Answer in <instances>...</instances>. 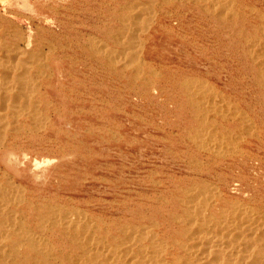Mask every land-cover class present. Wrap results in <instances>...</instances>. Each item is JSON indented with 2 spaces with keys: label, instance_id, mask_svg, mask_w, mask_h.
I'll return each instance as SVG.
<instances>
[{
  "label": "rangeland",
  "instance_id": "1",
  "mask_svg": "<svg viewBox=\"0 0 264 264\" xmlns=\"http://www.w3.org/2000/svg\"><path fill=\"white\" fill-rule=\"evenodd\" d=\"M220 1L0 0V37L21 48L26 46L25 50L31 51L29 53L33 56L31 60L44 57L48 65L39 69L42 76L37 88L41 89L38 90L41 91L42 100L37 107L36 103H31L28 105L30 109L25 108L28 115L21 118L20 129L23 128L13 131L8 140L3 141L8 145L3 147L0 158V185L4 186L1 187L4 195H0V210L3 208L0 211V229L5 224L0 231L1 264H51L48 261L52 264H97L104 255L96 259L93 257L95 241L99 240L97 245L108 242L106 246L110 247L119 243L124 248L127 244L126 229L132 230V236H143L142 232L146 229L161 231L159 240L168 244L171 235L185 227V223L179 222L176 216H185L183 198L188 197L190 191L195 192V200L206 198L209 189L216 192V185L224 195L227 194L230 208L235 202L236 207L248 205L254 210L263 211L264 84L260 75L264 73V0ZM210 5H213V9ZM207 7L211 12L207 11ZM233 7L240 15L234 12ZM121 39L126 47L120 44ZM40 50L41 53L38 52ZM103 52H107L106 56ZM109 57L112 62L115 60L114 64ZM118 60L120 65L116 63ZM152 69L157 73L154 70L151 72ZM136 71L141 73L137 74ZM193 80L203 84V87L200 89ZM188 81L195 84L189 86ZM193 85H198V92ZM196 100L199 105L194 102ZM211 130L214 132L211 133ZM190 134H196L199 142L189 137ZM212 134L223 138L220 140ZM239 137L241 140H238ZM217 139L222 144H218ZM199 158L203 161L200 162ZM186 188L191 189L184 191ZM16 195L26 199L18 198L19 201ZM3 201L5 204H2ZM10 208L15 210L11 211ZM15 211L19 212L16 214ZM53 211L57 213V216L53 215L57 217L55 223L50 218L51 214H56ZM67 211L72 214L69 215ZM1 213H8L5 214L7 219L3 220ZM10 215L20 218L16 224H11ZM19 220L27 227L24 228ZM72 220L77 221L73 223ZM68 221L73 224L65 228ZM135 225L136 229L133 228ZM140 227L143 230L138 231ZM12 229H19V232L25 230L24 234L31 230L35 235H29L32 238L26 240L13 233ZM40 237L45 242L41 240L38 243L42 239ZM101 239L107 241L104 243ZM81 243H84L83 246ZM39 245L44 249H40ZM49 245L52 246L50 250L56 253L49 248L47 250ZM1 250H4L3 255ZM83 250L87 255L83 254ZM123 251H126V247ZM180 252L184 254L185 250L182 248Z\"/></svg>",
  "mask_w": 264,
  "mask_h": 264
},
{
  "label": "bare ground",
  "instance_id": "2",
  "mask_svg": "<svg viewBox=\"0 0 264 264\" xmlns=\"http://www.w3.org/2000/svg\"><path fill=\"white\" fill-rule=\"evenodd\" d=\"M98 1V0H97ZM194 1V0H193ZM211 1V0H210ZM230 1H232V0H230ZM235 1V0H234ZM233 1V2H234ZM107 2V1H106ZM134 2V1H133ZM133 2L131 3V4H133ZM136 2V1H135ZM146 2V1H145ZM220 2H225V1H220ZM238 2V1H237ZM61 3V2H60ZM130 3V2H129ZM129 3H127L128 5H129ZM206 3V2H205ZM204 3V4H205ZM214 3V2H213ZM212 3V4H213ZM219 3V2H218ZM228 3V2H227ZM230 3V2H229ZM228 3V4H229ZM239 3V2H238ZM49 4V3H48ZM126 4V3H125ZM225 3H223V5H224ZM234 4V3H233ZM236 4V3H235ZM136 5H138V4H136ZM203 5V4H202ZM201 5V6H202ZM206 5V4H205ZM214 5V4H213ZM213 5H210L211 7H212V9H213ZM216 5V4H215ZM214 5V6H215ZM230 5V4H229ZM229 5H226V6H229ZM237 5V4H236ZM121 6H123V4L121 5ZM132 6V5H131ZM217 6V5H216ZM127 7V6H126ZM203 7V6H202ZM221 7V6H220ZM229 7H231V6H229ZM229 7H227V8H229ZM252 7V6H251ZM66 8V7H65ZM121 8V7H120ZM123 8H125V7H123ZM206 7L204 6V9H205ZM208 8V7H207ZM215 8H217V7H215ZM219 8V7H218ZM225 8V7H224ZM226 8V9H227ZM232 8V7H231ZM231 8H230V10H231ZM234 8V7H233ZM127 9V8H126ZM130 9V8H129ZM209 9V8H208ZM207 9V11H209V12H211V9H209L208 10ZM222 9H223V6H222ZM222 9L220 10L219 9V11L221 12L222 11ZM76 10V9H75ZM85 10V9H84ZM116 10H118V9H116ZM133 10V9H132ZM229 10V11H230ZM234 10H235V8H234ZM251 10V9H250ZM13 11V10H12ZM128 11H131V10H128ZM197 11H199V10H197ZM228 11V10H227ZM227 11H226V13H227ZM238 11V10H237ZM62 12V11H61ZM201 12V11H200ZM215 12V11H214ZM216 12H217V10H216ZM225 12V11H224ZM236 14H237V12H236V10L234 11ZM232 13V14H235V13ZM254 12H255V9H254ZM115 13V12H114ZM129 13V12H128ZM131 13V12H130ZM134 13V12H133ZM244 13V12H243ZM248 13V12H247ZM23 14V13H22ZM224 14V13H223ZM222 13H221V15H223ZM228 15H230L229 13H227ZM226 14V15H227ZM231 14V16H233ZM21 15V14H20ZM129 15V14H128ZM208 15V14H207ZM215 15V14H214ZM219 15V14H218ZM220 15V16H221ZM237 15H240V14H237ZM262 15H263V13H262ZM27 16V15H26ZM124 16V15H123ZM122 16V17H123ZM155 16V15H154ZM253 16H254V14H253ZM30 17V16H29ZM28 17V18H29ZM129 17V16H128ZM137 17V16H136ZM223 17V16H222ZM230 17V16H229ZM239 17V16H238ZM32 18V17H31ZM60 18V17H59ZM95 18V17H94ZM134 18H135V16H134ZM219 18V17H218ZM234 18V17H233ZM262 18V17H261ZM107 19V18H106ZM122 20H123V18H121ZM120 19V20H121ZM125 19V18H124ZM188 19V18H187ZM228 19V18H227ZM232 19V18H231ZM33 20H34V18H33ZM74 20V19H73ZM141 20V19H140ZM179 20V19H178ZM202 20V19H201ZM246 20V19H245ZM107 21V20H106ZM128 21V20H127ZM131 21V20H130ZM233 21V20H232ZM238 21V20H237ZM12 22V21H11ZM103 22V21H102ZM123 22V21H122ZM126 22V21H125ZM133 22H134V20H133ZM141 22V21H140ZM177 22V21H176ZM208 22V21H207ZM235 22V21H234ZM14 23H15V21H14ZM14 23L12 24V26L14 25ZM127 23V22H126ZM237 23V22H236ZM261 23V22H260ZM30 24V23H29ZM66 24V23H65ZM83 24V23H82ZM123 24H124V22H123ZM129 24V23H128ZM135 24V23H134ZM149 24V23H148ZM193 24V23H192ZM37 25V24H36ZM95 25V24H94ZM117 25H118V23H117ZM188 25V24H187ZM86 26V25H85ZM163 26V25H162ZM3 27H4V25H3ZM16 27V26H15ZM21 27V26H20ZM40 27V26H39ZM120 27H122V26H120ZM123 27H124V25H123ZM134 27V26H133ZM226 27V26H225ZM256 27H257V25H256ZM1 28V27H0ZM10 28V27H9ZM19 28V27H18ZM58 28H59V26H58ZM139 28V27H138ZM239 28H240V26H239ZM263 28H264V24H263ZM6 29V28H5ZM16 29V28H15ZM125 29V28H124ZM248 29V28H247ZM262 29V28H261ZM10 30V29H9ZM21 30V29H20ZM38 30V29H37ZM77 30V29H76ZM258 30V29H257ZM6 31H7V29H6ZM110 31V30H109ZM117 31H119L118 29H117ZM262 31H263V29H262ZM19 32V31H18ZM33 32V31H32ZM39 32V31H38ZM47 32H48V30H47ZM121 32V31H120ZM122 32H123V30H122ZM132 32H133V29H132ZM230 32V31H229ZM244 32V31H243ZM11 33H14V32H11ZM16 34H17V32H15ZM49 33V32H48ZM119 33V32H118ZM117 33V34H118ZM128 33V32H127ZM135 33V32H134ZM230 33H232V32H230ZM8 34H9V32H8ZM19 34V33H18ZM17 34V35H18ZM91 34V33H90ZM116 34V35H117ZM121 34V33H120ZM20 35H23V33L22 34H20ZM52 35V34H51ZM96 35V34H95ZM115 35V36H116ZM129 36H130V34H128ZM184 35V34H183ZM211 35V34H210ZM9 36H10V34H9ZM11 36H13V34L11 35ZM15 36V35H14ZM13 36V37H14ZM24 36H25V34H24ZM90 36V35H89ZM135 36V35H134ZM21 37V36H20ZM26 37V36H25ZM132 37V36H131ZM138 37V36H137ZM243 37V36H242ZM260 36H258L257 38H259ZM24 38V37H23ZM28 38V37H27ZM56 38V37H55ZM88 38V37H87ZM90 38V37H89ZM88 38V39H89ZM108 38H110V37H108ZM123 38V37H122ZM124 38H125V36H124ZM221 38V37H220ZM246 38H248L247 36H246ZM245 38V39H246ZM256 38V39H257ZM16 39H18V38H16ZM32 39V38H31ZM30 39V40H31ZM38 39V38H37ZM49 39V38H48ZM67 39H68V37H67ZM91 39V38H90ZM93 39V38H92ZM91 39V40H92ZM111 39V38H110ZM118 39V38H117ZM120 39V38H119ZM128 39V38H127ZM130 39V38H129ZM249 39V38H248ZM256 39H255V43H256ZM12 40V39H11ZM24 40V39H23ZM22 40V41H23ZM47 40V39H46ZM62 40V39H61ZM105 40V39H104ZM250 40V39H249ZM17 40H15V42H16ZM50 41V40H49ZM53 41V40H52ZM51 41V42H52ZM80 41V40H79ZM84 41V40H83ZM98 41V40H97ZM113 41V40H112ZM121 41V45H122V39L120 40ZM131 41H132V38H131ZM198 41V40H197ZM251 41H253V39H251ZM259 41V40H258ZM25 42V41H24ZM95 42V41H94ZM93 42V43H94ZM100 42V41H99ZM17 43V42H16ZM19 43V42H18ZM79 43V42H78ZM90 43V42H89ZM130 43V42H129ZM128 43V45H130ZM247 43V42H246ZM251 43V42H250ZM258 43L259 42H257V44L256 45H258ZM261 43V42H260ZM125 44V43H124ZM124 44L122 45L123 47H126V46H124ZM254 44V43H253ZM28 45H30V41H28ZM98 45V44H97ZM127 45V44H126ZM252 45V44H251ZM260 45V44H259ZM41 46V45H40ZM80 46V45H79ZM82 46V45H81ZM90 46V45H89ZM88 46V47H89ZM100 46V45H99ZM131 46V45H130ZM206 46V45H205ZM254 46V45H253ZM26 47V46H25ZM21 48L19 45H17V44H14V43H11V42H9L6 38H2V37H0V158H1V151H2V149H3V147L4 146H7L8 145V143H3V141L5 140V139H7V138H9L10 137V135H12L13 134V131H17V130H19L20 129V126H21V118L22 117H25V115L27 114V112L25 111V108H29L28 107V105H30L31 103H36V107H37V103L38 102H40L41 100H42V97H41V95H40V88H37V85L39 84V79L41 78L40 76H42L41 74H39L40 72L39 71H41V70H39V69H41L42 68V66H45L46 65V62H44V61H47V60H45V58L43 57V58H41V59H36V61H34V60H31L30 58H33V56L29 53V52H31V51H29V52H27L25 49H27V48ZM207 47V46H206ZM251 47V46H250ZM256 47V46H255ZM33 48V47H32ZM43 48V47H42ZM54 48V47H53ZM59 48H61V47H59ZM81 48V47H80ZM90 48V47H89ZM100 48V47H99ZM254 48V47H253ZM259 47H257V49H258ZM38 49V48H37ZM250 49V48H249ZM29 50V49H28ZM88 50V49H87ZM93 50V49H92ZM95 50V49H94ZM98 50V49H97ZM133 50V49H132ZM259 50L261 51V49L259 48ZM263 50V49H262ZM34 51V50H33ZM32 51V52H33ZM43 51V50H42ZM103 51V50H102ZM257 51V50H256ZM38 52H40L41 53V50L40 51H38ZM49 52H51V51H49ZM99 52V51H98ZM113 52V51H112ZM136 52V51H135ZM252 52V51H251ZM34 53V52H33ZM32 53V54H33ZM35 53H36V51H35ZM47 53H48V51L45 53V55H47ZM104 53V52H103ZM105 53H107V52H105ZM104 53V54H105ZM258 53L259 54H261L259 51H258ZM101 54H102V52H101ZM103 54V55H104ZM203 54V53H202ZM217 54V53H216ZM252 54V53H251ZM250 54V55H251ZM254 54V53H253ZM102 55V56H103ZM262 55V54H261ZM261 55H260V57H261ZM35 56H37V54L35 55ZM39 56V55H38ZM37 56V57H38ZM95 56H96V54H95ZM98 56V55H97ZM96 56V57H97ZM105 56H106V54H105ZM108 56V55H107ZM90 57V56H89ZM129 57V56H128ZM133 57V56H132ZM229 57H230V55H229ZM94 58V57H93ZM110 58V57H109ZM256 58V57H255ZM263 58H264V55H263ZM53 59V58H52ZM130 59V58H129ZM29 60H31V61H29ZM87 60V59H86ZM110 61L112 60V58H110L109 59ZM141 60V59H140ZM257 59H255V61H256ZM260 60V59H259ZM84 61V60H83ZM82 61V62H83ZM87 61H89V60H87ZM113 61V60H112ZM111 61V62H112ZM146 61V60H145ZM261 61V60H260ZM102 62V61H101ZM114 62H115V60H114ZM114 62H112L113 64H114ZM119 63L120 61L118 60V61H116V63ZM220 62V61H219ZM49 62H47V64H48ZM97 63V62H96ZM124 63V62H123ZM261 63H263V61L261 62ZM76 64V63H75ZM89 64V63H88ZM99 64V63H98ZM106 64V63H105ZM126 64V63H125ZM124 64V65H125ZM146 64V63H145ZM257 64H259V63H257ZM92 65V64H91ZM101 65V64H100ZM119 65H120V63H119ZM124 65H123V67H124ZM127 65V64H126ZM38 66V67H37ZM47 67H48V65H46ZM50 66V65H49ZM112 66V65H111ZM140 66V65H139ZM36 67H37V69H36ZM46 67V68H47ZM115 67V66H114ZM113 67V68H114ZM116 67H117V64H116ZM115 67V68H116ZM126 67V66H125ZM129 67V66H128ZM127 67V68H128ZM135 68L134 69H136V67H137V65H135L134 66ZM141 67V66H140ZM96 68H98V66L96 67ZM107 68V67H106ZM143 68V67H142ZM141 68V69H142ZM262 68H263V66H262ZM101 69H102V67H101ZM117 69V68H116ZM129 69V68H128ZM156 69V68H155ZM105 70V69H104ZM124 70V69H123ZM138 70H140V69H138ZM153 70L154 69H152V71L151 72H153ZM222 70V69H221ZM38 71V72H37ZM45 71V70H44ZM111 71V70H110ZM109 71V72H110ZM114 72H115V70H113ZM142 71V70H141ZM155 71V70H154ZM157 71V70H156ZM155 71V73H157ZM234 71V70H233ZM260 74H261V68H260ZM263 71V70H262ZM159 72H161L160 70H159ZM158 72V73H159ZM264 72V71H263ZM41 73H42V71H41ZM103 73V72H102ZM136 73H137V71H136ZM138 73H141V72H139L138 71ZM137 73V74H138ZM143 73V72H142ZM145 74V73H144ZM253 74V73H252ZM96 75V74H95ZM98 75V74H97ZM264 73L262 74V75H260L261 76V80H262V85L264 84ZM72 76V75H71ZM78 76V75H77ZM141 76V75H140ZM187 76V75H186ZM254 76V75H253ZM40 77V78H39ZM81 77V76H80ZM113 77V76H112ZM118 77V76H117ZM226 77V76H225ZM139 78V77H138ZM149 78V77H148ZM196 78V77H195ZM116 79V78H115ZM114 78H113V80H115ZM140 79V78H139ZM89 80V79H88ZM103 80V79H102ZM137 80V79H136ZM149 80V79H148ZM156 81V80H155ZM193 81H196V80H193ZM255 81V80H254ZM95 82V81H94ZM118 82V81H117ZM189 82V81H188ZM191 82V81H190ZM189 82V86H190V84H193L192 82L190 83ZM257 82V81H256ZM261 82V81H260ZM124 83V82H123ZM153 83V82H152ZM204 83V82H203ZM100 85H101V83H99ZM154 84V83H153ZM157 84V83H156ZM155 84V85H156ZM195 84V83H194ZM196 84H198L199 86H200V89L203 87L200 83H198V81H196ZM67 85V84H66ZM198 85L196 86V85H193V86H195V88H196V91L198 92L199 91V89L197 90V87H198ZM251 85V84H250ZM61 86V85H60ZM103 86V85H102ZM110 86V85H109ZM202 86V87H201ZM264 86V85H263ZM107 87V86H106ZM112 87V86H111ZM190 88V87H189ZM188 88V89H189ZM207 88V87H206ZM209 88V87H208ZM253 88V87H252ZM38 89H40V90H38ZM72 89V88H71ZM78 89V88H77ZM125 89V88H124ZM139 89V88H138ZM187 89V88H186ZM191 89V88H190ZM82 90V89H81ZM112 90V89H111ZM126 90H127V88H126ZM131 90H133V89H131ZM192 91L191 92H194L193 91V89H191ZM104 91V90H103ZM121 92V91H120ZM196 92V93H197ZM201 92V91H200ZM115 94V93H114ZM194 94V93H193ZM223 94V93H222ZM252 94V93H251ZM107 95H108V93H107ZM187 95V94H186ZM189 95V94H188ZM196 95V94H195ZM216 95H217V93H216ZM146 96V95H145ZM155 97V96H154ZM216 97V96H215ZM192 98V97H191ZM193 98H194V96H193ZM199 98V97H198ZM197 97H196V99H198ZM189 99V98H188ZM113 100V99H112ZM195 100V99H194ZM111 101V100H110ZM191 101V100H190ZM52 102V101H51ZM121 102V101H120ZM195 103H198L197 105H199V102L196 100V101H194ZM212 103V102H211ZM41 104V103H40ZM109 104V103H108ZM194 104V103H193ZM249 104V103H248ZM34 105V104H33ZM32 105V106H33ZM110 105V104H109ZM124 105V104H123ZM32 106H30V107H32ZM34 107V106H33ZM36 107H34V108H36ZM113 107V106H112ZM195 107H196V105H195ZM199 107V106H198ZM219 108V107H218ZM255 108V107H254ZM258 108V107H257ZM30 109V108H29ZM109 109V108H108ZM206 109V108H205ZM212 109V108H211ZM242 109V108H241ZM35 110V109H34ZM107 110V109H106ZM197 110H199V108L197 109ZM220 110V109H219ZM230 110V109H229ZM236 110V109H235ZM243 110V109H242ZM215 111V110H214ZM232 111V110H231ZM237 111V110H236ZM234 112V113H238L239 111H240V109L238 110V112ZM26 112V113H25ZM28 112H30V110H28ZM33 113H32V115L34 114V111H32ZM35 113H37L36 111H35ZM216 113V112H215ZM218 113V112H217ZM216 113V114H217ZM221 113V112H220ZM223 113V112H222ZM233 113V111L231 112V114ZM31 114V113H30ZM102 114V113H101ZM200 114V113H199ZM216 114H214L215 116H216ZM243 114V113H242ZM259 114V113H258ZM28 115V114H27ZM103 115V114H102ZM222 115H224V114H222ZM221 115V116H222ZM235 115V114H234ZM245 115V114H244ZM236 116V115H235ZM249 116V115H248ZM260 116V115H259ZM40 117V116H39ZM225 117H226V115H225ZM234 117V116H233ZM246 118H247V115L245 116ZM209 118V117H208ZM22 119H24V118H22ZM41 119V118H40ZM43 119V118H42ZM216 119V118H215ZM225 119H227V118H225ZM233 119V118H232ZM231 119V120H232ZM248 119V118H247ZM35 120V119H34ZM109 121V120H108ZM248 121V120H247ZM254 121V120H253ZM32 122H34V121H32ZM244 122V121H243ZM256 122V121H255ZM255 122H254V126H255ZM216 123V122H215ZM259 123V122H258ZM247 124V123H246ZM245 124V125H246ZM26 126V125H25ZM203 126V125H202ZM248 126V124L246 125V127ZM249 126L251 127V125L249 124ZM226 127V126H225ZM229 128H231L230 126H228ZM23 128V127H22ZM21 128V129H22ZM248 129H249V127H247ZM246 128V129H247ZM252 128V127H251ZM254 128V127H253ZM252 128V129H253ZM20 129V130H21ZM239 129H241V128H239ZM29 130V129H28ZM238 130V129H237ZM251 130V129H250ZM254 130V129H253ZM252 130V131H253ZM189 131V130H188ZM196 131H197V129H196ZM203 130H200V132H202ZM204 131H205V129H204ZM203 131V132H204ZM230 131V130H229ZM241 131H242V129H241ZM190 132V131H189ZM208 132V131H207ZM214 132V131H213ZM212 132V130H211V133H213ZM233 132V131H232ZM238 132V131H237ZM236 132V133H237ZM248 132H249V130H248ZM251 132V131H250ZM249 132V133H250ZM12 133V134H11ZM191 133V132H190ZM199 132H197L196 134H198ZM209 133H210V131H209ZM210 133V134H211ZM229 133H231V131L229 132ZM253 133V132H252ZM196 134H195V136H193V135H191L190 134V136L189 137H196ZM201 135H204L203 133H200ZM205 134L207 135V133L205 132ZM221 134V133H220ZM240 134V133H239ZM251 134V133H250ZM209 135V134H208ZM212 135H214V134H212ZM211 135V136H212ZM217 135V134H216ZM216 135H214V136H216ZM227 135H229V134H227ZM233 135V134H232ZM252 135V134H251ZM18 137H19V135H17ZM200 136V135H199ZM205 136V135H204ZM204 136H203V138H204ZM213 136V138H216V137H214ZM220 136V135H219ZM230 136V135H229ZM253 136V135H252ZM207 137V136H206ZM221 137L222 136H220V138L219 137H217V138H219L220 140H221ZM225 137H227V136H225ZM234 137V136H233ZM200 138V137H199ZM202 138V137H201ZM203 138L201 139V140H203ZM209 138V137H208ZM212 137H211V139H213ZM223 138V137H222ZM230 138V137H229ZM231 138H232V136H231ZM230 138V139H231ZM198 139V138H197ZM205 139L206 138H204V141H205ZM225 139V138H224ZM261 139V138H260ZM8 140V139H7ZM194 140V139H193ZM199 140L200 139H198V140H196V138H195V142L196 141H198L199 142ZM216 140V139H215ZM218 140V139H217ZM220 140H218V144L219 143H221L222 144V142H219ZM227 140V139H226ZM237 140V139H236ZM238 140H241L240 139V137H239V139ZM211 141V140H210ZM212 141H214V140H212ZM222 141H223V139H222ZM231 141H233V139L231 140ZM245 141V140H244ZM201 142H203V141H201ZM208 142V141H207ZM206 142V143H207ZM226 142V141H225ZM14 143V142H13ZM212 143H214V142H212ZM224 143V142H223ZM231 143H233V142H231ZM239 143V142H238ZM17 144V143H16ZM217 143H216V145H218ZM226 144H228V143H226ZM229 144H230V142H229ZM202 145V144H201ZM211 145H213V144H211ZM215 145V144H214ZM230 145H232V144H230ZM239 145V144H238ZM196 146H200V145H197L196 144ZM203 146H204V144H203ZM209 146V145H208ZM219 146V145H218ZM232 146H234V145H232ZM236 146H237V143H236ZM213 147V146H212ZM226 147H227V145H226ZM262 147V146H261ZM201 148H202V146H201ZM204 148H205V146H204ZM215 148L216 149H218V147H216L215 146ZM219 148H221V147H219ZM230 148V147H229ZM229 148H228V150H229ZM237 148H239L238 146H237ZM221 149H223V147L221 148ZM221 149H219V150H221ZM234 149V148H233ZM206 150V149H205ZM207 150H209V147L207 148ZM206 150V151H207ZM210 150H211V147H210ZM231 151V150H230ZM225 152V151H224ZM226 152H228V151H226ZM233 153V152H232ZM235 153V152H234ZM222 154V153H221ZM226 154V153H225ZM228 154H229V152H228ZM237 154V153H236ZM242 154V153H241ZM259 158V157H258ZM186 159V158H185ZM210 159V158H209ZM197 160V159H196ZM198 160H200V158L198 159ZM197 160V161H198ZM227 160V159H226ZM246 160V159H245ZM197 161H196V163H197ZM201 161H203V159L202 160H200V162ZM244 162V161H243ZM246 162V161H245ZM1 163H2V161H0V169H1ZM208 163V162H207ZM193 164H195V163H193ZM200 164H202V163H200ZM199 164V165H200ZM218 164V163H217ZM253 164V163H252ZM240 167V166H239ZM202 169V168H201ZM4 171V170H3ZM6 171V170H5ZM234 171V170H233ZM5 173V172H4ZM9 174V173H8ZM186 174V173H185ZM212 174V173H211ZM4 176V175H3ZM10 176V175H9ZM233 176V175H232ZM176 178V177H175ZM8 179V178H7ZM210 179V178H209ZM10 180V179H9ZM156 180V179H155ZM207 180V179H206ZM1 181V180H0ZM5 181V180H4ZM208 181V180H207ZM220 181V180H219ZM225 181H227V180H225ZM252 181V180H251ZM9 183H10V181H8ZM12 182V181H11ZM247 182H249V181H247ZM1 184H2V182H0ZM14 183V182H13ZM198 183V182H197ZM209 183V182H208ZM215 183V182H214ZM250 183V182H249ZM12 184V183H11ZM225 184V183H224ZM14 185V184H13ZM12 185V186H13ZM61 186V185H60ZM205 186V185H204ZM204 186H203V188H204ZM209 186H213V184L212 185H209ZM208 186V188H210ZM1 187H4V186H1L0 185V195H4V192H3V188H1ZM14 187V186H13ZM18 186H16V188H17ZM20 187V186H19ZM18 187V188H19ZM193 187L194 186H192V189H193ZM205 187H207V186H205ZM216 187V192L213 190V189H209V191L208 192H210V193H208L207 195H205V197L206 198H203V199H198V200H195V192H192V191H190V195L188 196V197H184L183 198V203H184V207H182L183 209H184V211H185V216H179V215H177L176 214V216H177V218H179V222L181 221V222H183V224L185 223V227L184 228H182L181 229V231L178 233H175L174 234V236L173 235H171V240L169 241L170 243H163V242H161V239L159 240V238H160V235L162 234L161 233V231H157V232H155V230H154V232H152L153 230L151 229V228H149V229H151L152 231H147V229H146V231L145 230H143V229H141V227H140V230H138V231H141V230H143L144 232H142V233H144V234H142L143 236H132V234H133V232L132 233H130V231H132L131 229H130V231H128L127 229L126 230H124L125 231V233H126V237H127V239H125V242L127 243L126 244V246H124V248H122V246L119 244V243H117L116 245L117 246H112V247H110V246H106V244H108V242L106 243V244H103V243H101V244H98L97 245V243L96 242H98L99 240L98 239H96V240H98V241H95V239H94V241H95V244H96V246H95V251H94V253H95V256H93L95 259H96V257L97 256H100L101 257V255L103 254L104 256L103 257H101V259L99 260L98 259V263L97 264H264V207H263V211L262 212H260V211H257V210H254V209H252V207L250 208V207H247V206H245V207H239V206H237L236 207V205L234 206V204H235V202H234V204H231L230 206H232L231 208L228 206L229 205V203H230V200H229V198H228V196H227V194L226 195H224V193H223V191L221 190V189H217V185L215 186ZM235 187V186H234ZM15 188V187H14ZM13 188V189H14ZM203 188H202V190H203ZM6 189V188H5ZM5 189H4V191H5ZM9 189H11V188H9ZM191 188H186V189H184V191H188L189 192V190H190ZM201 189V188H200ZM207 189V188H206ZM12 190V189H11ZM195 191H196V188L194 189ZM202 190H200V192H203ZM218 190V191H217ZM21 191V190H20ZM199 191V190H198ZM205 191V190H204ZM13 193L15 192V190H13L12 191ZM17 192V191H16ZM187 192V193H188ZM261 192V191H260ZM6 193V192H5ZM7 193H8V189H7ZM10 193V192H9ZM21 193V192H20ZM197 193V192H196ZM199 193V192H198ZM17 194L18 195H20L19 194V191L17 192ZM198 195V194H197ZM23 196V195H22ZM177 196H179V195H177ZM203 196V195H202ZM1 197H3V196H1ZM6 197V196H5ZM8 197V196H7ZM24 197V196H23ZM165 197V196H164ZM168 197V196H167ZM166 197V198H167ZM247 197H250V195H247ZM252 197V196H251ZM262 197H263V195H262ZM4 198V197H3ZM10 198V197H9ZM14 199H15V197H13ZM16 198L18 199L19 197L16 195ZM22 197H20L19 199H21ZM50 198V197H49ZM200 198V197H199ZM4 199H6V198H4ZM18 199V200H19ZM22 199H26V198H22ZM29 199V198H28ZM27 199V200H28ZM11 200V199H10ZM9 200V201H10ZM16 200V199H15ZM181 200H182V198H181ZM237 200V199H236ZM6 202H7V200H5ZM11 201H13V199L11 200ZM20 201V200H19ZM26 201V200H25ZM240 201V200H239ZM244 201V200H243ZM252 201V200H251ZM17 202V201H16ZM50 202V201H49ZM237 202V201H236ZM1 203V202H0ZM4 203V201L2 202V204ZM24 203V202H23ZM43 203V202H42ZM233 203V202H232ZM5 204V203H4ZM10 204V203H9ZM19 204V203H18ZM17 204V205H18ZM21 204V203H20ZM35 204V203H34ZM44 205H47V203H43ZM49 204V203H48ZM238 204H240L239 202H238ZM242 204V203H241ZM245 204V203H244ZM248 204V203H247ZM9 206V205H8ZM19 206V205H18ZM249 206H251V205H249ZM1 207V206H0ZM5 207V206H4ZM41 208V207H40ZM234 208V209H233ZM1 209V208H0ZM11 209V208H10ZM74 209V208H73ZM14 211L15 209H11V211ZM22 210V209H21ZM56 210V209H55ZM0 211H3V208H2V210H0ZM11 211H10V214H11ZM24 211V210H23ZM50 211V210H49ZM64 211H66V210H64ZM169 211V210H168ZM4 212H7L6 210L4 211ZM19 212V211H18ZM18 212H16L15 211V213L17 214ZM54 212V211H53ZM60 211H58V213H59ZM62 212V211H61ZM68 212V211H67ZM67 212H66V214H67ZM72 212V211H71ZM135 212V211H134ZM9 213V212H8ZM8 213H1V215H4L2 218H3V220H4V218H6L7 219V216L5 215V214H8ZM54 213H56V211L54 212ZM70 213V211L68 212V214ZM139 213V212H138ZM174 213H176L175 211H174ZM63 214H65V213H63ZM62 214V215H63ZM65 214V215H66ZM70 214H72V213H70ZM69 214V215H70ZM179 214V213H178ZM9 215V214H8ZM15 215V214H14ZM26 214H24L23 216H25ZM53 215H56L57 216V213L56 214H51L50 215V218L53 220V219H55V218H57V217H55L54 218V216ZM81 215V214H80ZM51 216H53V218L51 217ZM60 216V215H59ZM72 216V215H71ZM82 216V215H81ZM10 217H11V215H10ZM20 217H22L21 215H20ZM27 216H25V218H26ZM30 216H28V218H29ZM64 217V216H63ZM62 217V218H63ZM69 217V216H68ZM74 217V216H73ZM76 217V216H75ZM83 217V216H82ZM81 217V218H82ZM120 217V216H119ZM175 217V216H174ZM49 218V219H50ZM79 218H80V216H79ZM176 218V219H177ZM18 219H20L18 216H13V217H11V220H12V223L11 224H16L17 223V221H18ZM22 219V218H21ZM41 219H42V217H41ZM66 219V218H65ZM70 219H71V217H70ZM74 219V218H73ZM84 218H82V220H83ZM89 219V218H88ZM22 220H24V219H22ZM22 220H19V223H20V221L22 222ZM51 220V222H56V219H55V221H52ZM62 220V219H61ZM79 220V219H78ZM120 220V219H119ZM178 220V219H177ZM0 221H1V219H0ZM25 221V220H24ZM70 221V220H69ZM68 221V222H69ZM72 221H74L73 223H75V221H77V220H72ZM85 221V220H84ZM89 221V220H88ZM87 221V222H88ZM90 221H91V218H90ZM105 221V220H104ZM107 221V220H106ZM159 221V220H158ZM26 222V221H25ZM49 222V221H48ZM58 223H59V221H57ZM63 222V221H62ZM71 222V221H70ZM67 223L66 222V224H65V226H67V227H65V228H68L69 226H71L73 223ZM92 222H93V220H92ZM97 222V221H96ZM113 222H115V221H113ZM124 222V221H123ZM2 223V222H1ZM23 223V222H22ZM22 223H20V224H22ZM28 223V222H27ZM46 223V222H45ZM50 223V222H49ZM77 223V222H76ZM83 223V222H82ZM81 223V224H82ZM106 223V222H105ZM156 223V222H155ZM40 224V223H39ZM38 224V225H39ZM81 224L79 225V226H81ZM85 224V223H84ZM84 224H83V226H84ZM87 224H89V223H87ZM91 224V223H90ZM97 224V223H96ZM127 224L128 223H126V225L125 226H127ZM158 224V223H157ZM4 225L5 224H2V228H4ZM23 225V224H22ZM25 225V224H24ZM24 225H23V227H24ZM37 225V226H38ZM41 225H42V222H41ZM50 225V224H49ZM56 225V224H55ZM57 225H59V224H57ZM76 225V224H75ZM74 225V226H75ZM86 225V224H85ZM95 225V224H94ZM98 225V224H97ZM96 225V226H97ZM142 225V224H141ZM11 226V225H10ZM45 226V225H44ZM52 226V225H51ZM61 226V225H60ZM105 226V225H104ZM108 226H109V223H108ZM124 226V225H123ZM125 226H124V228H125ZM139 225H137V227H138ZM144 226V225H143ZM142 226V227H143ZM6 227V226H5ZM9 227V226H8ZM8 227H7V229H8ZM12 227H15L16 228V226L15 225H12ZM18 227V226H17ZM26 227H27V225H26ZM26 227H24V228H26ZM73 227V226H72ZM76 227V226H75ZM86 227V226H85ZM83 228V230L84 229H86V228ZM87 227L89 228L90 226H88L87 225ZM98 227H99V225H98ZM153 227V226H152ZM158 227H159V225H158ZM2 228L0 229V231L2 230ZM20 228L22 229V226H20ZM39 228H41L40 226H39ZM51 228V227H50ZM63 228H64V225H63ZM74 228V227H73ZM90 228H92V226L90 227ZM122 228V227H121ZM131 228V227H130ZM133 228H135L136 229V225L133 227ZM146 228V227H145ZM144 228V229H145ZM6 229V228H5ZM60 229V228H59ZM77 229V228H76ZM75 229V230H76ZM81 229V228H80ZM80 229H79V231H80ZM104 229H106V228H104ZM4 230V229H3ZM17 230V229H16ZM15 229H12V232L13 233H16V234H18L19 236H21L22 238H25L26 240H27V238L28 239H31L32 237L31 236H29V235H32L33 236V234L30 232V231H26L25 232V234L26 233H28V232H30L31 234H29L28 233V235H25L24 234V232L23 231H25V230H22L21 232H19L18 230V232L16 231ZM46 230V229H45ZM49 230V229H48ZM78 230V229H77ZM100 230V229H99ZM107 230V229H106ZM122 230V229H121ZM120 230V231H121ZM42 231H44V230H41V232ZM78 231V232H79ZM85 231V230H84ZM86 231H88V229L86 230ZM93 231V230H92ZM133 231H135L134 229H133ZM8 232V231H7ZM23 232V233H22ZM65 232V231H64ZM68 232H71V231H68ZM67 232V233H68ZM75 232V231H74ZM77 232V231H76ZM93 232H96V231H93ZM110 232V231H109ZM112 232V231H111ZM129 232V233H128ZM66 233V234H67ZM81 233V232H80ZM79 233V234H80ZM87 233V232H86ZM164 233V232H163ZM37 234H39V233H37ZM77 234V233H76ZM75 234V235H76ZM79 234H78V236H79ZM90 234V233H89ZM88 234V235H89ZM137 234H138V232H137ZM165 234V233H164ZM1 235V234H0ZM7 235H8V233H7ZM35 235V234H34ZM43 235V234H42ZM41 235V236H42ZM69 235H71V233L69 234ZM73 235V234H72ZM75 235H73V236H75ZM87 235V236H88ZM93 235L94 234H92V237H93ZM99 235V234H98ZM11 236V235H10ZM10 236H9V238H10ZM82 236H83V232H82ZM101 236V235H100ZM102 236H104V235H102ZM107 236V235H106ZM59 237V236H58ZM96 237H97V235H96ZM99 237V236H98ZM105 237V236H104ZM115 237V236H114ZM40 238H42V237H40ZM39 238V239H40ZM75 238H77V237H75ZM75 238H74V240H75ZM79 238H80V236H79ZM8 239V238H7ZM36 239V238H35ZM63 239V238H62ZM72 239V238H71ZM81 239V238H80ZM89 239V238H88ZM91 240L90 241H92V238H90ZM105 239V238H104ZM118 239H119V237H118ZM167 240H168V238H166ZM13 240V239H12ZM15 240V239H14ZM13 240V241H14ZM20 240V239H19ZM18 240V241H19ZM41 240H43V238L42 239H40V240H38V243H39V241H41ZM73 240V239H72ZM71 240V241H72ZM83 240V239H82ZM85 240V239H84ZM117 240V239H116ZM15 241H17V240H15ZM14 241V242H15ZM80 241V240H79ZM86 241V240H85ZM84 241V242H85ZM101 241H102V239H101ZM100 241V242H101ZM107 241V239L105 240V242ZM122 241H123V239H122ZM20 242V241H19ZM22 242H24V241H21L20 243H22ZM35 242V241H34ZM43 242H45V240H43ZM88 242V241H87ZM102 242H104V241H102ZM104 242V243H105ZM120 242V241H119ZM164 242H166V241H164ZM2 243H4V242H2ZM24 243H26V242H24ZM23 243V244H24ZM36 243H37V241H36ZM52 243V242H51ZM50 243V245H52ZM75 243H76V241H75ZM78 243V242H77ZM120 243H122V242H120ZM163 243V244H162ZM8 244H10V243H8ZM13 244H16V243H13ZM13 244H11V245H13ZM42 244H44V243H41V245ZM78 244H80V243H78ZM83 244L84 243H81V245L83 246ZM89 244V243H88ZM93 244V243H92ZM111 244V243H110ZM119 244V245H118ZM125 244V243H124ZM165 244V246H163ZM1 245V244H0ZM3 246H5L4 244H2ZM37 245V244H36ZM50 245H49V247H47V250H48V248H49V250H50V248L53 246H51L50 247ZM2 246V247H3ZM18 246V245H17ZM16 246V247H17ZM20 246H21V244H20ZM38 246V245H37ZM36 246V247H37ZM68 246V245H67ZM91 246V245H90ZM22 247H23V245H22ZM25 247V246H24ZM39 247H40V245H39ZM63 247H64V245H63ZM125 247H126V251L124 252L123 251V249L125 250ZM7 248V247H6ZM6 248L4 249V250H6ZM12 248L15 250V248H14V246H12ZM54 248V247H53ZM82 248V247H81ZM184 249L185 250V252H184V254L183 253H181L180 251H181V249ZM3 249V248H2ZM19 249V248H18ZM40 249H42V247H40ZM44 249V248H43ZM42 249V250H43ZM67 249V248H66ZM65 249V250H66ZM84 249V248H83ZM88 249V248H87ZM90 249V248H89ZM92 249V248H91ZM3 250V251H4ZM10 251H11V248L9 249ZM35 250H36V248H35ZM38 250H39V248H38ZM42 250H41V252H42ZM48 250V251H49ZM60 250H62V249H60ZM2 251V250H1ZM3 251H2V255L4 254L3 253ZM8 251V250H7ZM9 251V252H10ZM50 251H52V249L50 250ZM74 251V250H73ZM19 252V251H18ZM46 252V251H45ZM53 252V251H52ZM52 252H50V253H52ZM83 252H84V250H83ZM85 252H86V250H85ZM83 253V254H85V255H87L86 253ZM13 253V252H12ZM39 253V252H38ZM37 253V254H38ZM44 253V252H43ZM42 253V254H43ZM53 253H56V252H53ZM62 253V252H61ZM65 253V252H64ZM70 253V252H69ZM91 253V252H90ZM17 254V253H16ZM19 254H21V253H19ZM92 254V253H91ZM7 255H8V253H7ZM6 255V257H8ZM23 255V254H22ZM30 255V254H29ZM46 255H49L48 253L46 254ZM54 255H56V254H54ZM68 255V254H67ZM35 256V255H34ZM45 256V255H44ZM51 256H53V255H51ZM59 256V255H58ZM73 256V255H72ZM78 256V255H77ZM77 256H75V257H77ZM81 256V255H80ZM79 256V257H80ZM0 257H2V256H0ZM5 257V258H6ZM56 257V256H55ZM54 257V258H55ZM69 257V260L71 259L70 258V256H68ZM74 257V258H75ZM88 257V256H87ZM4 258V260H8V259H5ZM31 258H33V255H32V257ZM50 258V257H49ZM13 259V258H12ZM34 259V258H33ZM39 259V258H38ZM45 260H47L46 258H44ZM53 259V258H52ZM58 259H59V257H58ZM2 260V259H1ZM0 260V261H1ZM11 260V259H10ZM13 260H15V259H13ZM37 260V259H36ZM36 260H34V261H36ZM56 260H57V257H56ZM60 260H61V258H60ZM33 261V262H34ZM40 261H41V259H40ZM39 261V262H40ZM63 261V260H62ZM74 261H77V260H74ZM83 260H81V262H82ZM90 261V260H89ZM95 261V260H94ZM3 262V261H2ZM9 262V261H8ZM29 262V261H28ZM37 262V261H36ZM46 262V261H45ZM83 262H85V261H83ZM91 262V261H90ZM4 263H6V262H4ZM48 263H51L52 264V262H49L48 261ZM64 263V262H63ZM76 263V262H75ZM79 262H77V264H78ZM86 263V262H85ZM89 263V262H88ZM92 263V262H91ZM90 263V264H91ZM96 263V262H95ZM94 263V264H95ZM1 264V263H0ZM7 264V263H6ZM24 264V263H23ZM31 264V263H30ZM37 264V263H36ZM59 264H60V262H59ZM71 264H73V263H71ZM82 264V263H81ZM87 264V263H86Z\"/></svg>",
  "mask_w": 264,
  "mask_h": 264
}]
</instances>
